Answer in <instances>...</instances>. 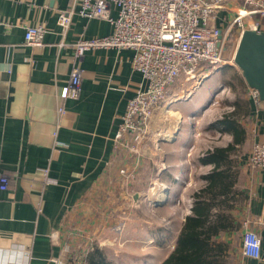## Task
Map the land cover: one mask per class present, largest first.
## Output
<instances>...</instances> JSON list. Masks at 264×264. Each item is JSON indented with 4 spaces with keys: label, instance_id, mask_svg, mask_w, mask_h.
I'll list each match as a JSON object with an SVG mask.
<instances>
[{
    "label": "crops",
    "instance_id": "0c3cea01",
    "mask_svg": "<svg viewBox=\"0 0 264 264\" xmlns=\"http://www.w3.org/2000/svg\"><path fill=\"white\" fill-rule=\"evenodd\" d=\"M70 3L0 0V173L10 176L7 189H0V264H56L57 259L67 256L69 244H74L72 225L84 230H108L122 223L117 238L108 239L113 236L104 234L90 241L128 244L126 251L115 253L119 259L114 264H161L173 251L191 213L190 205L183 206V212L175 201L192 195L204 184L201 176L213 167L200 162L208 150L201 149L200 134L202 124L214 113L208 110L221 101L217 95L222 96L229 86L217 83L218 92L211 99L205 101L207 95L202 92L184 106L182 101L172 103L177 100L175 94L189 90L186 100L190 99L193 88L201 83L190 89L182 87L185 83L170 87L165 103L149 122L143 155L135 156L124 147L117 149L115 138L122 115L144 82L143 77L133 66L132 49L88 50L77 61L82 70L79 97L60 98L59 92L68 83L74 66V43L79 38L112 32L109 20L88 19L78 13L73 14L64 32L59 12ZM231 9L228 2L219 11V24L224 28L227 20L222 22V18L232 20L236 14ZM116 14L114 8L112 15ZM36 23H44L47 28L42 46L25 43L26 26ZM261 24L260 31H264V20ZM244 84L242 97L248 111L239 119L246 129V140L238 147L248 149V141L251 145L248 151L242 149L238 168L246 172L245 163L255 139L252 120L257 106L249 97V86ZM232 102L229 106L233 108ZM59 106L65 109L62 115ZM225 112L206 122L210 125ZM258 115L260 126L264 123V107ZM209 129L223 136V145L218 142L214 146L233 142L231 131ZM122 168L131 174L128 178L120 172ZM200 169L201 185L195 187V173ZM246 177L243 189L248 202L237 213L240 218L247 216L249 228L258 232L262 254L260 258L242 255L243 227L239 234L222 236L227 243L226 264H264V170ZM146 195L162 204L137 203ZM236 235H240L238 239Z\"/></svg>",
    "mask_w": 264,
    "mask_h": 264
},
{
    "label": "built area",
    "instance_id": "2783aa9c",
    "mask_svg": "<svg viewBox=\"0 0 264 264\" xmlns=\"http://www.w3.org/2000/svg\"><path fill=\"white\" fill-rule=\"evenodd\" d=\"M231 2V1H230ZM233 2V1H232ZM237 2V0H236ZM236 14L219 24V11L224 9V0H71L67 9L60 10L59 23L66 32L72 16L78 13L88 19L105 18L112 24V32L104 36L79 38L74 43L75 61L68 83L59 92L61 99L77 98L81 92L82 70L77 65L85 52L100 48L132 49L133 66L143 77V83L129 100L122 122L116 134V148H128L140 155V145L148 136V125L155 112L166 101L168 89L183 77L185 82L202 79L218 66L225 65L223 49L226 39L224 29L237 25L240 36L244 29L260 31L264 20V0H239ZM117 14L112 15V10ZM251 19L252 22H248ZM232 25V26H231ZM47 32L44 23L26 26L25 43L42 46ZM202 71V72H201ZM200 77V78H199ZM250 99L257 108L251 146L245 169L251 174L264 170V123L258 125L259 110L264 107L259 92L249 87ZM65 109L59 106L58 112ZM46 172V171H45ZM128 178L125 168L120 170ZM10 176L0 173V189L9 186ZM160 189V188H159ZM150 200L153 206L155 200ZM192 207V202L190 203ZM249 219L243 221L242 255L260 258L262 244L258 232L249 228ZM65 258L56 264H64Z\"/></svg>",
    "mask_w": 264,
    "mask_h": 264
},
{
    "label": "trees",
    "instance_id": "16d2710c",
    "mask_svg": "<svg viewBox=\"0 0 264 264\" xmlns=\"http://www.w3.org/2000/svg\"><path fill=\"white\" fill-rule=\"evenodd\" d=\"M241 102L240 98L233 101V109L210 124L209 128L231 131L233 142L213 146L200 157L201 163L213 167L201 176L204 184L192 194L191 213L185 218L173 251L161 264H226L227 243L222 236L241 232L244 217L237 212L248 202L246 192L238 188V161L234 157L240 149L238 144L246 140V129L239 117L247 115L248 110ZM107 262L100 248L90 253L88 264Z\"/></svg>",
    "mask_w": 264,
    "mask_h": 264
},
{
    "label": "rangeland",
    "instance_id": "374dc122",
    "mask_svg": "<svg viewBox=\"0 0 264 264\" xmlns=\"http://www.w3.org/2000/svg\"><path fill=\"white\" fill-rule=\"evenodd\" d=\"M230 1L232 4V9L234 11L241 4V2H238L239 0H237V2H236V0H224L225 4H223V5H225V7H226L227 3ZM238 3H240V4H238ZM232 9L229 11H232ZM249 21H251V19H249L248 22ZM229 25H230V22L228 23V28L224 29V33L226 34V39H225V44H224V49H223V57H224V60H227V61L231 60V61L227 62L225 65L218 66L214 70L212 69V71L207 70V68H211V67L208 65H205L203 70H206V73H209V74L202 79L200 85L193 88V91L190 94L191 98L186 100V96L188 95L189 90H183V91H180L179 93H176L174 97L177 100L172 101V103L173 102L176 103L177 101H182L181 105L184 106L190 102L192 103L193 100H196L202 92H206L207 98L205 101H207L208 99H211L216 92H218L219 87L217 86V83L226 82L229 86V88H228L229 90H225L222 93V96L217 95L218 99H220V97H222L221 101H219V104L215 108L212 107L210 110H208V111H214V113L212 115H209V118H208L209 120H206V121H209V123H210V121L212 122L215 117H218V115L220 113H223L224 111L232 110L233 108L229 106V103L232 101H235L236 97H237V99L240 98L242 100L241 104L244 105L245 108L247 107L246 102H244L245 99H243V97H242L243 90H244L245 86H241L242 84H244L245 80L242 76L241 70L238 68V66L234 62V55H235V51H236V48H237V45H238V42L240 39V33L236 28L237 27L236 24L233 26L231 25L232 27L230 28V30H228ZM180 83L181 84L185 83V85L182 86L183 88L190 89L197 84V80L185 82L184 78L180 77L176 81V83L173 84L171 87H177L178 85L181 86ZM169 92H170V90H169ZM193 110L194 111H200V108H196V110L194 108ZM206 121L202 124L203 125L202 126L203 131L200 134V138L202 137V139L199 140L200 144H201L200 145L201 149L202 150L209 149L208 148L209 145L214 146V145L218 144V142H220L219 145H223V141H222L223 136L219 135L214 130H210L209 129L210 125H208L209 123ZM145 144H147V143H145ZM141 145H140V155H143L142 152L144 150L145 145L143 144L142 147H141ZM250 145L251 144L248 141L246 144L248 149L250 148ZM242 149H245L246 151H248V149L241 147V149H239L240 151H238L240 153L237 152V154L235 155V159H237V161H238V157L240 156V154L242 152ZM203 152H205V151H203ZM135 156H137V155H135ZM237 167H238V165H237ZM201 171L202 170L200 169L195 173V175H196L195 177L197 178V182H198L195 187H197V186L199 187L201 185V181L199 180L200 176L202 175ZM237 171H239L238 172L239 173L238 188L243 189V188H245L243 181L245 178H247L246 174H248V175H251V174L248 171L244 172V169H242V168L241 169L237 168ZM239 185H241V187ZM177 199L178 200H176L174 204L181 207V210L183 212L184 211L186 212V208H183V206H189L190 205V203L192 202V195H184V196H181V198H177ZM150 200H153V198L151 196L146 195L145 197H141L137 203L153 206V204L151 203ZM131 204L132 205L134 204V202L132 200H131ZM135 206H137V204ZM246 217L247 216H244V219H246ZM148 219H151V218H148ZM244 219H243V221H244ZM140 222L147 223L144 220H140L139 223ZM149 222H151V221L149 220ZM123 225H124V223L119 224L115 228H109L108 230L98 229L96 227L95 228L94 227L87 228L84 230V229H79L75 225H72L70 230L72 231V233L74 231V235L72 233H70V236H72V237L74 236L73 239H75V240H74V244H72V243L69 244V246L67 248V251H66L67 256H65V261L69 256L70 257L68 258V262L64 263V264H88V259H89L90 253L94 252L95 248H97V247L100 248V246H102V250L104 252V255L106 256V259H108L109 262H112V264H114L115 260L119 259V257H115V253L126 251L125 248H127L128 244H126V243L123 244V243H120L119 240H116V242L114 244H105L104 245V244H100L99 240H97V239H92L90 241V238L91 237L97 238L98 236H100V235L102 236L104 234H106L108 236H113L111 238L108 237V239H112L114 237L117 238V236L122 231ZM239 236L240 235H236V239H238ZM120 255H123L124 257L126 256L124 254H119V256Z\"/></svg>",
    "mask_w": 264,
    "mask_h": 264
},
{
    "label": "water",
    "instance_id": "95a60500",
    "mask_svg": "<svg viewBox=\"0 0 264 264\" xmlns=\"http://www.w3.org/2000/svg\"><path fill=\"white\" fill-rule=\"evenodd\" d=\"M246 84L259 92L264 103V31L253 28L243 30L234 55ZM155 205L162 204L159 199Z\"/></svg>",
    "mask_w": 264,
    "mask_h": 264
},
{
    "label": "bare ground",
    "instance_id": "6f19581e",
    "mask_svg": "<svg viewBox=\"0 0 264 264\" xmlns=\"http://www.w3.org/2000/svg\"><path fill=\"white\" fill-rule=\"evenodd\" d=\"M170 110V109H169ZM171 111V110H170ZM169 119V118H168Z\"/></svg>",
    "mask_w": 264,
    "mask_h": 264
}]
</instances>
